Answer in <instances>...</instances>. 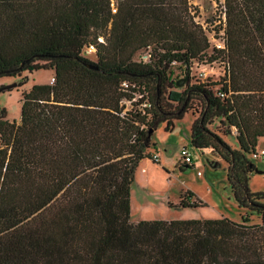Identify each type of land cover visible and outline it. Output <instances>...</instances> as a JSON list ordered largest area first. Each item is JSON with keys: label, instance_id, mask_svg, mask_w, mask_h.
Instances as JSON below:
<instances>
[{"label": "trees", "instance_id": "1", "mask_svg": "<svg viewBox=\"0 0 264 264\" xmlns=\"http://www.w3.org/2000/svg\"><path fill=\"white\" fill-rule=\"evenodd\" d=\"M219 5L221 45L188 0H0V76L54 77L21 92L19 121L0 107V264H264V190L247 182L264 139V0ZM142 47L147 59H135ZM216 59L217 79L189 81L194 61ZM173 62L188 74L181 84ZM196 95L189 142L225 160L240 220H130L135 167L158 162L152 131L170 130ZM214 117L235 146L207 126ZM205 203L189 188L169 202Z\"/></svg>", "mask_w": 264, "mask_h": 264}, {"label": "rangeland", "instance_id": "2", "mask_svg": "<svg viewBox=\"0 0 264 264\" xmlns=\"http://www.w3.org/2000/svg\"><path fill=\"white\" fill-rule=\"evenodd\" d=\"M189 12L194 19L206 25L205 32L211 44H217L218 36H213V28L217 27L220 0H188ZM113 6V10H114ZM149 47H142L134 54L135 59H147ZM210 50V47H209ZM89 57L93 59L90 53ZM171 77L177 80L185 76L184 66L178 62L170 64ZM223 69L221 59L212 61H194L189 70L190 82H207L217 79ZM51 68H37L31 71L22 70L15 75L0 76V107L6 110V117L19 121L21 92L35 82L50 81ZM181 87V86H179ZM196 95L189 100V108L181 118L175 119L170 130L163 128L160 122L151 133V144L148 150L156 155L158 162L142 157L134 170V178L130 184V220L142 218H189L228 216L240 220L244 212L237 205L226 179V162L215 154L210 147L196 148L189 142L190 124L199 114L201 99ZM175 102H171L173 106ZM207 126L217 132L231 146H235L233 130H229L224 122L214 117ZM185 146L189 150L193 166L185 167L181 163L180 149ZM264 139L258 138L257 156L250 157L256 170L248 178L251 190H264V158L261 154ZM189 188L206 203L201 206H177L175 204L180 192ZM249 222H258L256 212L249 214Z\"/></svg>", "mask_w": 264, "mask_h": 264}, {"label": "built area", "instance_id": "3", "mask_svg": "<svg viewBox=\"0 0 264 264\" xmlns=\"http://www.w3.org/2000/svg\"><path fill=\"white\" fill-rule=\"evenodd\" d=\"M222 18H224L223 13H222ZM221 44H222V42H221V40L219 39V40L217 41V45H221ZM53 78H54V77L51 76V77H50V81H52ZM261 154H262V157L264 158V148H261ZM153 156H154L155 159H158V158L156 157V155L153 154ZM180 156L184 159V161H187V162H193V161H192L191 154H190L189 150L187 149V147H185V146H183V147L180 149ZM253 156H257V153L255 152V153L253 154Z\"/></svg>", "mask_w": 264, "mask_h": 264}, {"label": "water", "instance_id": "4", "mask_svg": "<svg viewBox=\"0 0 264 264\" xmlns=\"http://www.w3.org/2000/svg\"><path fill=\"white\" fill-rule=\"evenodd\" d=\"M88 66H93L92 64H87ZM187 77H188V74H186L185 73V76L184 77H182V82H183V80H186L187 79ZM182 82H179V80H176V84H181ZM3 87L1 86L0 87V90L2 89Z\"/></svg>", "mask_w": 264, "mask_h": 264}]
</instances>
